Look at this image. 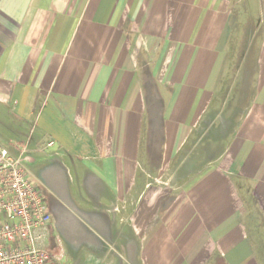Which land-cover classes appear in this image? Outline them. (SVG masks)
<instances>
[{
	"label": "crops",
	"instance_id": "crops-1",
	"mask_svg": "<svg viewBox=\"0 0 264 264\" xmlns=\"http://www.w3.org/2000/svg\"><path fill=\"white\" fill-rule=\"evenodd\" d=\"M0 143L62 264H264V0H0Z\"/></svg>",
	"mask_w": 264,
	"mask_h": 264
},
{
	"label": "built area",
	"instance_id": "built-area-1",
	"mask_svg": "<svg viewBox=\"0 0 264 264\" xmlns=\"http://www.w3.org/2000/svg\"><path fill=\"white\" fill-rule=\"evenodd\" d=\"M22 162L0 143V264H62L43 190Z\"/></svg>",
	"mask_w": 264,
	"mask_h": 264
}]
</instances>
